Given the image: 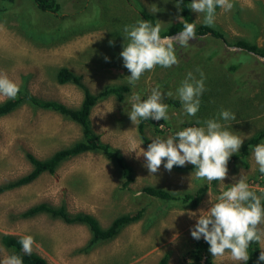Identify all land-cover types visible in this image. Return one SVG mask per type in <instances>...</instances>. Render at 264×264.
<instances>
[{
  "label": "rangeland",
  "instance_id": "rangeland-1",
  "mask_svg": "<svg viewBox=\"0 0 264 264\" xmlns=\"http://www.w3.org/2000/svg\"><path fill=\"white\" fill-rule=\"evenodd\" d=\"M24 1L17 0L1 13L0 71L19 85L25 84L32 94L69 106L78 105L82 91L71 83L56 82L54 75L59 66L81 74L82 81L92 92L104 85H129L122 99L109 95L98 101L91 108L89 118L101 140L117 148L132 167L134 179L123 187L124 177L116 166L97 152L69 158L53 174L43 173L26 185L0 194V236L2 233L33 236L37 245L33 251L43 256L48 264H157L166 251L169 252L168 264H188L195 241L190 229L198 218H190L188 213L201 208L207 210L208 201H215L222 190L238 181L242 171L250 187L259 195L264 192V174H259L251 148L244 160L248 167L243 166L241 159L230 162L223 185L219 181L212 184L196 178L194 168L174 166L169 172L162 165L157 173L150 175L144 166L145 158H138L136 151H131L141 143L140 147L147 149L137 132L139 121L133 124L129 117L131 97L139 94L146 99L157 85L165 93L163 102L169 106V119L158 130L154 120L144 121V131L150 142L157 137L167 138L188 126H204L207 119H218L227 130L248 138L264 128V58L239 51L210 34L196 36L189 41L188 47L178 42L174 44L179 65L157 66L145 72L133 87L127 82L130 72L123 66L120 56L128 42L123 29L140 20L143 10L153 16L154 23H161V32H164L171 23L181 19L176 0H58L64 15L56 19L35 9L33 28H20L13 13L21 10L17 4L27 3ZM262 1L232 0L234 7L227 12L218 7L214 26L223 32L228 43L241 38L264 48ZM153 6L159 9L155 14L149 11ZM190 12L195 23L204 21V14L198 15L191 9ZM60 20L64 24L61 34L58 39H50L47 33H52L51 29L45 26H59ZM41 23L47 31L39 26ZM33 29L43 36L40 44L35 37L27 36ZM105 57L109 59L106 61ZM197 68L204 73L206 91L201 96L200 111L190 117L183 111L177 89L190 71L200 78ZM168 92L173 95L167 96ZM221 109L235 113L236 120L220 119ZM197 120L201 121L199 125ZM80 136V127L74 122L26 104L1 116L0 184L30 170L25 151L44 158ZM205 183L207 189L194 208L169 205L141 190L144 186H155L178 193L192 191ZM137 192L142 195L137 196ZM38 202L64 204L70 212L90 213L104 227L118 214L141 208L144 211L139 221L124 226L112 240L84 252L82 249L90 237L85 225L67 224L43 213L29 218L18 216ZM209 254L216 264H239L228 254L215 259ZM7 255L0 241V259Z\"/></svg>",
  "mask_w": 264,
  "mask_h": 264
},
{
  "label": "clouds",
  "instance_id": "clouds-1",
  "mask_svg": "<svg viewBox=\"0 0 264 264\" xmlns=\"http://www.w3.org/2000/svg\"><path fill=\"white\" fill-rule=\"evenodd\" d=\"M176 7L180 9L179 0ZM230 11L234 7L232 0H191L189 8L192 12L204 14V25L214 26L217 8ZM153 14L159 11L156 6L149 8ZM124 44L120 56L123 66L130 72L127 82L133 87L145 72L153 71L157 66L171 68L179 65L174 44L188 47L189 41L196 38V23L183 24V28L175 36H161V23L153 25L152 21L140 19L135 24L123 29ZM112 42L110 41V44ZM109 58L105 57L107 61ZM197 79L193 72H188L186 78L177 89L183 111L190 117L196 116L201 107V96L206 91L205 76L202 70ZM20 85L9 78L7 73L0 71V99H16ZM171 92L167 96L171 97ZM165 93L157 85L150 90V95L142 99L139 94L131 97L130 120L136 124L139 120H167L168 105L163 102ZM224 121H235L236 114L230 110L221 109L218 114ZM201 121L197 120L199 125ZM156 124V123H155ZM204 126H188L175 132L167 138H155L147 149L133 148L137 157L143 156L145 167L149 174L159 171L161 166L169 172L174 166H194V175L208 183L219 181L222 185L228 177V163L233 154L240 151L246 137H241L227 130L218 119H207ZM157 126V124H156ZM158 128V126H157ZM258 171L264 174V143L255 145L252 149ZM193 173L191 174L192 177ZM235 179V177H233ZM137 196L142 193L137 192ZM207 210L201 208L197 212H189L190 218L197 217L196 223L190 229L193 239L201 238L209 245L208 251L215 258L230 255L231 260L239 264H247L250 259L248 252L252 243L264 246V192L259 195L247 182L241 172L235 183L222 190L215 201L209 200ZM183 214V213H182ZM19 243L25 255H31L36 245L35 238L24 235ZM264 261V247L261 248L257 264ZM0 264H24L18 254H11L0 259Z\"/></svg>",
  "mask_w": 264,
  "mask_h": 264
},
{
  "label": "trees",
  "instance_id": "trees-1",
  "mask_svg": "<svg viewBox=\"0 0 264 264\" xmlns=\"http://www.w3.org/2000/svg\"><path fill=\"white\" fill-rule=\"evenodd\" d=\"M16 2L17 0H0V20L2 19L1 13L8 10L10 4L12 5ZM24 2L27 3L17 4L18 6H21V10L13 13V18L19 23L20 28H26L28 26L33 28L32 19L33 11L35 9H37L41 13L45 12L56 19L57 16L64 15L61 12V4L58 0H25ZM179 3L181 19L171 23V25L164 32H161L160 34L162 37L177 34L182 30L183 24L185 22L194 23L189 8L191 0H179ZM25 7L27 10L25 9ZM25 10L27 11V13L24 15ZM140 18L144 20H150L152 21L153 25H155L153 16L148 12L141 10ZM61 21L62 20H60L61 25L53 28L45 26L46 29H51L49 31L52 33H47L50 36V39H58V35L61 34L62 27L64 26ZM39 26L46 30L43 23H41ZM67 31L70 30L67 29ZM206 34H210L216 38L224 40V42L227 43L228 46L234 47L239 51H249L258 57L264 58V48L258 47L255 43L250 44L249 42L241 38H237L228 43L226 39H224L223 32L219 31L215 26L209 27L204 25L203 22L196 23V36ZM27 36H29L30 38L35 37L34 40H37V42H39L38 40H43V36L35 33L34 29ZM54 76L56 82L59 84L71 83L81 89L82 98L78 105L69 106L55 99L40 98L32 94L27 89L25 84H20L21 90L16 99H3L2 101H0V117L11 113L23 104H26L34 109H42L55 112L68 119L69 121L74 122L80 127L81 136L70 144L54 150L44 158H38L31 152L25 151V157L31 165L30 170L15 179L1 183L0 194L5 191L26 185L34 181L43 173L53 174L64 161L85 152L100 153L109 161H111L116 166L119 173L124 177L122 186L126 187L134 179L132 167L124 160L123 156L117 148L111 147L101 140L100 135L95 132L91 126L89 114L91 108L98 101L108 97L109 95H115L118 99H122L123 94L129 90V85H104L97 92H92L82 81V75L70 70L66 66H59L56 69ZM172 102L178 104V101ZM144 121L146 120H139L137 124V132L143 143L148 146V144L151 142L145 135ZM165 122L166 120L163 119L159 121V123L162 124H164ZM263 142L264 128L256 132L255 134L250 135L244 140L243 146L241 147L240 151L236 154H233L230 158L228 166L230 162L241 159V161H243V166L247 168L248 164L244 160L249 154V150L255 145ZM175 167L178 169L194 168V166L191 164H187L184 167ZM259 174L261 173L259 172ZM211 183L215 184L216 181H212ZM262 183L264 184V180H262ZM206 189L207 184L205 183L199 185L192 191L186 190L178 193L155 186H144L141 190L147 195L156 197L169 205L177 204L181 207L194 208L199 203L202 194ZM143 211L144 208H141L132 212H124L118 214L105 227L100 224L99 220L94 215L82 211L70 212L67 210L64 204L53 205L48 202H38L20 212L18 216L20 218H29L34 215L43 213L51 218L59 219L67 224L85 225L89 231L90 237L87 243L84 245L82 251L87 252L101 242L112 240L124 226L139 221L143 216ZM21 237L22 235L18 234H1L0 241L3 247L7 250L8 255H11L13 253L20 255L23 258L24 264H48L47 260L37 252L33 251L31 255H25L19 243ZM208 249L209 245L203 240V238H201L199 241L195 240L193 243V247L190 250V261L188 264H216L212 261ZM260 251L261 249L257 243L250 244L248 249L250 259L247 261V264H257ZM168 261L169 252L166 251L159 257L157 264H168ZM260 264H264V261H261Z\"/></svg>",
  "mask_w": 264,
  "mask_h": 264
},
{
  "label": "built area",
  "instance_id": "built-area-1",
  "mask_svg": "<svg viewBox=\"0 0 264 264\" xmlns=\"http://www.w3.org/2000/svg\"><path fill=\"white\" fill-rule=\"evenodd\" d=\"M154 122L157 124L158 128H161L162 127V123H159L158 121H154Z\"/></svg>",
  "mask_w": 264,
  "mask_h": 264
},
{
  "label": "crops",
  "instance_id": "crops-1",
  "mask_svg": "<svg viewBox=\"0 0 264 264\" xmlns=\"http://www.w3.org/2000/svg\"><path fill=\"white\" fill-rule=\"evenodd\" d=\"M262 4H263V6H264V1H262ZM255 36H256V35H254V38H255ZM256 45H257L258 47H261V46L258 45V43H257Z\"/></svg>",
  "mask_w": 264,
  "mask_h": 264
},
{
  "label": "bare ground",
  "instance_id": "bare-ground-1",
  "mask_svg": "<svg viewBox=\"0 0 264 264\" xmlns=\"http://www.w3.org/2000/svg\"><path fill=\"white\" fill-rule=\"evenodd\" d=\"M36 21H37V20H36ZM36 24H37V23H36ZM38 41H39V40H38ZM43 43H44V42H43ZM39 44H40V42H39ZM44 44H45V43H44ZM96 121H97V120H96ZM152 122H153V121H152ZM161 128H162V127H161ZM161 130H162V129H161ZM166 131H167V130H166ZM166 131H165V132H166ZM144 132H145V131H144ZM145 135H146V134H145ZM148 138H149V137H148Z\"/></svg>",
  "mask_w": 264,
  "mask_h": 264
},
{
  "label": "water",
  "instance_id": "water-1",
  "mask_svg": "<svg viewBox=\"0 0 264 264\" xmlns=\"http://www.w3.org/2000/svg\"><path fill=\"white\" fill-rule=\"evenodd\" d=\"M171 36H175V35H171Z\"/></svg>",
  "mask_w": 264,
  "mask_h": 264
}]
</instances>
